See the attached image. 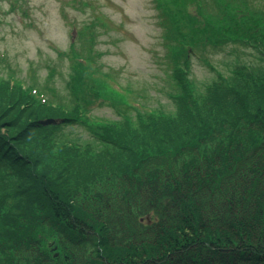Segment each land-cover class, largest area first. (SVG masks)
Here are the masks:
<instances>
[{
    "label": "trees",
    "instance_id": "obj_1",
    "mask_svg": "<svg viewBox=\"0 0 264 264\" xmlns=\"http://www.w3.org/2000/svg\"><path fill=\"white\" fill-rule=\"evenodd\" d=\"M154 3L171 111L92 116L126 105L93 26L78 31L88 47L62 53L65 98L55 68L44 83L0 74V264H264V0ZM238 44L260 63L199 90L194 56Z\"/></svg>",
    "mask_w": 264,
    "mask_h": 264
},
{
    "label": "rangeland",
    "instance_id": "obj_2",
    "mask_svg": "<svg viewBox=\"0 0 264 264\" xmlns=\"http://www.w3.org/2000/svg\"><path fill=\"white\" fill-rule=\"evenodd\" d=\"M97 18L106 25L94 26V47L103 53L105 73L115 79L113 85L121 87L130 105L95 107L92 115L118 120L140 110H173L171 70L153 0H0V74H9L12 68L27 84L34 75L44 83L53 67L55 85L66 94L69 61L59 52H68L73 41L78 48L89 45L75 31ZM257 56L242 46L209 49L194 56L193 78L202 89L216 71L227 75L239 62L257 65ZM73 132L81 141L90 137L83 128Z\"/></svg>",
    "mask_w": 264,
    "mask_h": 264
}]
</instances>
